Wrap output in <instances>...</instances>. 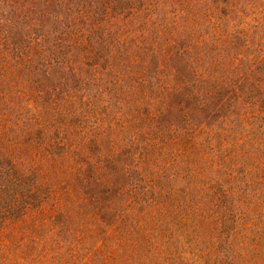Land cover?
I'll return each instance as SVG.
<instances>
[{"label":"rangeland","instance_id":"obj_1","mask_svg":"<svg viewBox=\"0 0 264 264\" xmlns=\"http://www.w3.org/2000/svg\"><path fill=\"white\" fill-rule=\"evenodd\" d=\"M241 4L0 0V167L40 157V175L49 170L51 181L33 198L26 188L10 190L37 211L52 193L39 221L58 212L32 228L14 209L0 226V264H264L263 121L252 126V108L227 109L235 76L222 99L208 89L221 108L196 104L208 102V59L227 51L213 41L229 26L216 25L254 16ZM101 20L103 28L90 27ZM38 21L37 31L50 35L46 56L42 47L18 52L5 41L17 29L23 44ZM56 38L64 41L52 52ZM179 53L191 69L171 58ZM48 61L56 67L43 79ZM202 123L208 127L198 133ZM88 182L94 192L83 188ZM14 200L3 194L2 207ZM247 223L261 228L247 237ZM105 230L113 237L100 246Z\"/></svg>","mask_w":264,"mask_h":264},{"label":"trees","instance_id":"obj_2","mask_svg":"<svg viewBox=\"0 0 264 264\" xmlns=\"http://www.w3.org/2000/svg\"><path fill=\"white\" fill-rule=\"evenodd\" d=\"M71 1V0H61V2ZM259 3H244V0H242L241 6L246 7L249 6L248 9L254 12V16L249 19V21H241L236 22V25H230V19L228 17H225L223 22H218V25L216 27L218 28L221 23H223L225 26H229V29L227 31H223L222 33L217 31L216 38L214 43L217 44V47L226 48V53L222 56L219 52L216 56L218 59L211 58L208 59L207 62L211 63L209 67H207L205 73H203V77H206L205 87H203V90H209L211 89V86H213V89H217L216 93L219 94L220 99L224 98L225 95L221 94L220 89H224L225 86H227L228 78L235 76V82L237 87L234 88L228 97V100L226 101L227 109L234 110L235 107H248L254 109V113L250 114V118H252L253 121H251L252 126H254V122L257 121H263L262 127H264V0H258ZM235 5H231L232 7H238L240 5L239 2H235ZM67 6H60V8ZM242 7V9H243ZM92 20L88 22V24H91ZM107 20H101L97 23H93L90 27L94 30L103 28V24L106 23ZM113 22V21H112ZM234 22V21H233ZM41 25L43 28V21H41ZM39 21L38 23L35 22L31 25L32 29L34 30L33 33L28 34V40H23V44L19 43V39L15 38V31L17 32V29L12 34H7L5 36V41L9 43L10 46L13 48H19L18 52H20L21 45L24 46L25 49L30 50L31 48H35V46L42 47L40 49L41 53L43 55L41 57L46 56L47 49H43V43L45 40H47V37L50 36L47 33H43L42 31L38 32L39 27ZM70 28V27H68ZM88 28V26H87ZM71 30V29H70ZM81 34L78 35H70L71 38L75 39L79 37ZM24 37H22L23 39ZM18 40V41H17ZM64 39L63 38H56L54 39L52 43V52L62 46ZM76 43V42H75ZM80 44V43H76ZM16 51V50H14ZM173 60L176 62L177 66L185 68L186 65L191 69V65L189 63V59L184 58L183 53H179L177 55L171 56ZM30 60L31 58L28 57ZM47 69L43 70L42 72V78H46V76H49L53 69L56 67V63L54 61H48L46 63ZM65 71V70H64ZM176 70L175 72H177ZM40 77V76H39ZM42 78H40L42 80ZM36 81V79H35ZM180 84H183V79L180 78ZM209 89V90H208ZM226 89V88H225ZM224 89V90H225ZM212 90V89H211ZM26 94V93H24ZM39 93L38 95H40ZM208 97L207 103H200L198 100H196V104L203 112L207 111L208 109L212 107H218L221 108L222 105L220 104V99L215 96L213 93H205ZM190 96L188 95L186 97V100H184L187 103L190 101ZM194 99V98H193ZM232 101V102H231ZM231 102V103H230ZM233 103V106H232ZM234 113V111H233ZM245 114V113H244ZM196 115H199L198 112H196ZM207 118V117H206ZM34 123V119L32 120ZM12 125H17L15 129H20V126L17 122L10 121ZM31 125V128L38 129L39 128V121L37 120L36 127H34V124L29 122ZM201 127L198 128V133L201 132L204 129H207L208 125L207 123H202ZM261 128V127H260ZM198 137L196 134L195 136H189V140H192V138ZM263 142V141H261ZM60 144V143H58ZM8 157V156H6ZM9 158V157H8ZM39 158H31V159H20L15 158L13 161L9 158L8 164L5 165V168L3 166L0 167V207L2 211H0V226H4L7 222L8 215L14 211V209L18 208L20 206L22 208L21 211V219L24 223H30L32 225V228H37L41 226L44 223H48L49 220L53 219L55 215L58 214L57 209H52V215H50L47 218H43L42 221H39L36 219L37 215L41 212L44 213V206L47 201H50L49 195L52 194L50 191L45 196L41 197V200L38 202L40 205V211L34 208L33 199H30V201H22L23 194L16 193L14 191H11V187H20V188H26V194L29 197H34V194L36 192V189L39 187V184L43 180H49L47 181V184L51 181L49 176V170H47L46 174L41 176L40 169L38 168L39 164ZM6 161V162H7ZM20 164V169L16 171V166ZM57 166V163H54ZM24 165V169H23ZM59 167V166H57ZM38 168V169H37ZM49 169V168H48ZM35 170V171H34ZM24 171V172H23ZM37 171V175H36ZM33 174V181L28 184V177L27 174ZM100 182V181H99ZM49 188V187H48ZM83 188L86 189L89 192H94L96 189L92 188V183L89 182L87 185H83ZM98 188V186H97ZM11 192V193H10ZM8 196H12L15 198V200L9 204L6 207H2V205H6L2 202V195L6 194ZM22 195V196H21ZM20 197V198H19ZM40 198V197H39ZM218 207V206H217ZM250 210L248 208L245 209V213L248 215ZM264 213V211H263ZM121 220L125 221V217ZM109 223H104V225H108ZM248 224V223H247ZM261 228V225H258L257 227L251 228V226L244 225L243 231L247 232V237L252 236L255 234V232ZM1 232V231H0ZM104 235L101 237L100 246L104 245V243L107 240H110L113 236H111V232L107 233V230L103 231ZM257 234V233H256ZM245 238L244 236H242ZM36 243V242H34ZM38 245V243H36ZM257 245V243H255Z\"/></svg>","mask_w":264,"mask_h":264}]
</instances>
